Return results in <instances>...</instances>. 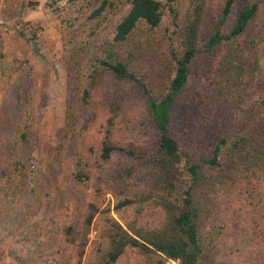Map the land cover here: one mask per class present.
<instances>
[{"label":"rangeland","instance_id":"obj_1","mask_svg":"<svg viewBox=\"0 0 264 264\" xmlns=\"http://www.w3.org/2000/svg\"><path fill=\"white\" fill-rule=\"evenodd\" d=\"M158 1L160 24H139L120 44L113 38L126 0H27L20 14L0 13L10 32L0 55V264H103L111 222L162 223L157 207L118 205L151 186L147 162L157 142L146 100L134 84L96 70L112 47L154 95L170 90L192 0ZM225 2L202 0L199 52L173 106L172 130L192 159L226 140L219 157L226 175L206 170L202 191L208 262L264 264V165L230 153L238 137L264 125V0H233L223 34L244 7L257 3L256 16L236 42L202 53ZM114 101L109 143L132 155L115 151L103 160ZM123 170L132 171L127 180L118 177ZM114 264L179 263L126 247Z\"/></svg>","mask_w":264,"mask_h":264},{"label":"trees","instance_id":"obj_2","mask_svg":"<svg viewBox=\"0 0 264 264\" xmlns=\"http://www.w3.org/2000/svg\"><path fill=\"white\" fill-rule=\"evenodd\" d=\"M130 6L128 13L118 23L113 41L125 42L137 29L139 24H144L150 29L156 28L162 18V6L158 0H126ZM106 4V1L103 2ZM233 0H226L219 20L210 33L204 52L210 53L223 42L234 43L249 27L256 16L258 4L252 3L244 7L237 15L233 29L229 34L222 33V26L230 14ZM192 12L188 16L182 33L183 51L180 57L174 58V74L169 82L170 90L158 97L148 87L141 76L136 75L127 65L118 60L115 51L109 47L106 56L97 60L96 70H107L116 78L126 80L139 90L145 98L146 111L155 130L157 152L147 162V179L151 186L145 193L133 198H125L119 207L137 206L142 211L145 206L152 205L159 208L164 218L158 227L127 226L123 228L116 222H111L107 228L109 249L105 254L103 264H114L126 247L138 248L143 254L158 253L166 259L177 261L179 264H210L208 262L206 242L201 232L205 214V204L202 197L203 187L208 185V169L221 168L219 162L220 152L225 145V137H220L215 144L211 156H200L192 159L184 152L172 130V109L176 99L182 93L188 81L190 65L197 56L199 21L202 11V0H192ZM201 51V50H200ZM257 62H255V65ZM99 68V69H98ZM88 97L85 92L84 98ZM119 102L111 104L113 116L107 120L108 129L105 130V141L101 149V158L109 159L115 151L127 152L123 148L110 145L109 136L112 118L116 114ZM230 153L244 159L261 161L264 165V125L257 126L252 134L240 136L233 143ZM130 170L118 172L121 180H127L131 175ZM221 177L225 176V168H221ZM83 178V175H78ZM92 209H95L92 207ZM92 214L86 220L90 224Z\"/></svg>","mask_w":264,"mask_h":264},{"label":"crops","instance_id":"obj_3","mask_svg":"<svg viewBox=\"0 0 264 264\" xmlns=\"http://www.w3.org/2000/svg\"><path fill=\"white\" fill-rule=\"evenodd\" d=\"M25 2H27V0H0V13H10V11H12L13 14H20V12L23 10V3ZM9 36L10 32H8L5 27H0V55H3V58L5 56L6 51L8 50L7 38Z\"/></svg>","mask_w":264,"mask_h":264}]
</instances>
